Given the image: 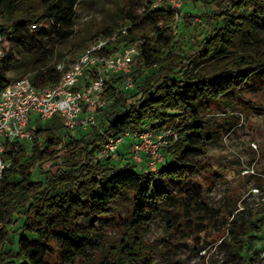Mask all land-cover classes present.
I'll return each mask as SVG.
<instances>
[{
	"label": "trees",
	"instance_id": "obj_1",
	"mask_svg": "<svg viewBox=\"0 0 264 264\" xmlns=\"http://www.w3.org/2000/svg\"><path fill=\"white\" fill-rule=\"evenodd\" d=\"M84 1L0 0L4 49L0 88L15 83L8 73L19 79L27 77L36 89L59 82L56 66L64 63L65 54L57 52L56 45L73 35L75 8ZM154 1L139 0L137 8L129 4L126 11H120L127 31L117 35V47L107 53L141 41L134 63L145 71L138 72L133 64L134 87L129 91L117 90L119 78L106 81L105 94L112 103L96 110L101 112L99 128L72 135L53 118L34 123L30 144L14 142L5 147L4 160L9 167L0 179V264H65L72 251L83 264H153L141 231L159 209L164 210L161 202L167 193L158 192L157 187L189 183L204 167L199 158L214 137L209 134V120L198 108L219 102L251 82L264 88V45L240 53L241 45L258 42L264 29V0H200L206 32L196 49L184 47L172 34L177 11L163 3L154 8ZM122 26H106L71 45L70 63L89 44L112 36ZM7 46L16 49L18 56L6 50ZM200 66L210 69L199 72ZM166 119L173 122L177 137L168 139L162 149L164 163L157 177L144 164L127 158L128 146L113 159H98L107 138ZM54 129H63L65 140L56 136ZM56 153L63 157L62 166L54 175L42 172L41 164L54 160ZM122 194L132 199L131 211L121 223L123 232L104 255L87 253L94 234L80 229L76 219L83 215L94 222L112 216ZM255 216L243 206L227 219V236L222 240L225 263L259 261L251 248L256 238L251 232H258L261 222Z\"/></svg>",
	"mask_w": 264,
	"mask_h": 264
},
{
	"label": "rangeland",
	"instance_id": "obj_2",
	"mask_svg": "<svg viewBox=\"0 0 264 264\" xmlns=\"http://www.w3.org/2000/svg\"><path fill=\"white\" fill-rule=\"evenodd\" d=\"M138 2L86 0L79 3L73 18V35L56 45V51L65 54L62 60L65 65H69L72 60L68 53L71 45L106 26L115 23L124 25L125 21L119 18L120 11H126L129 4L137 8ZM161 3L169 6L165 0ZM203 9L200 0H183L179 8L173 9L177 11V17L171 32L184 47L196 49L195 44L204 37L206 25L201 23L204 20ZM257 40L242 44L240 53L260 49L264 45V29ZM6 50L18 56L16 49L7 46ZM137 67L134 63V68ZM209 69L200 66L197 71L206 72ZM144 71L138 70L142 74ZM7 76L13 82L20 78L14 73H8ZM105 99H109L106 94ZM198 111L209 120V134L214 136L199 158L204 167L187 184L165 183L157 187L158 192L165 191L167 197L161 202L164 210L159 209L157 216L141 231L148 256L153 264H228L225 263L222 247V240L227 236L224 232L227 219L247 206L256 214V219L261 220L258 232H251L256 236L252 239L251 248L259 258L256 264H262L264 211L259 212V207L264 204V88L257 81L251 82L233 90L219 102L201 104ZM96 113L100 119L101 112ZM175 123L178 126V120ZM53 133L65 140L63 129H54ZM130 141L127 137L124 139L121 152L125 151ZM60 149V146L56 148ZM59 154L54 155V160L42 163L41 171L54 175L63 162ZM131 208V196L122 194L114 204L112 216L94 222L83 215L79 216L76 219L79 228L94 234L92 246L86 248V252L97 257L107 253L123 232L121 223ZM78 257L72 251L67 255L65 264H83Z\"/></svg>",
	"mask_w": 264,
	"mask_h": 264
},
{
	"label": "built area",
	"instance_id": "obj_3",
	"mask_svg": "<svg viewBox=\"0 0 264 264\" xmlns=\"http://www.w3.org/2000/svg\"><path fill=\"white\" fill-rule=\"evenodd\" d=\"M162 1H154L152 7H159ZM165 1L171 9L179 8L183 2ZM126 31L127 26H122L112 36L92 42L68 66L59 63L56 70L60 80L54 86L36 89L27 77H23L0 88V179L9 167L4 160L5 147L14 142L30 144L35 122L57 118L67 131L74 134L100 127L96 110L112 103L111 99H105L106 81L112 77L119 78V92L134 87L132 68L140 55L141 41L130 42L107 53L117 47V35H124ZM3 58V37L0 32V63ZM164 121L149 122L140 130L107 138L98 151V159L115 158L127 137L131 139L127 145V158L137 165L144 164L157 177L160 165L164 163L162 149L168 144V139L177 137L173 122L169 119ZM260 257L261 262L264 261V252Z\"/></svg>",
	"mask_w": 264,
	"mask_h": 264
}]
</instances>
